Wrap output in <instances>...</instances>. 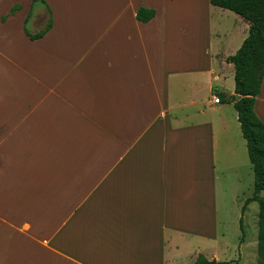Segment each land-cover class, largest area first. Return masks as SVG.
<instances>
[{"label": "crops", "instance_id": "0c3cea01", "mask_svg": "<svg viewBox=\"0 0 264 264\" xmlns=\"http://www.w3.org/2000/svg\"><path fill=\"white\" fill-rule=\"evenodd\" d=\"M117 1L0 0V264H256V236L222 226L251 203L228 61L250 23H217L210 0Z\"/></svg>", "mask_w": 264, "mask_h": 264}, {"label": "trees", "instance_id": "16d2710c", "mask_svg": "<svg viewBox=\"0 0 264 264\" xmlns=\"http://www.w3.org/2000/svg\"><path fill=\"white\" fill-rule=\"evenodd\" d=\"M35 1V0H34ZM210 2L222 8L232 10L242 16L250 23L249 34L243 41L235 54L228 57V61L235 66L236 94L230 97L238 112V120L242 133L247 140L250 161L254 168V191L242 206V213L252 201L259 204L258 220V261L256 264H264V121L255 111L257 96L261 92L264 79V0H210ZM19 5L12 7L14 13ZM156 15L153 8L140 7L137 11V19L143 22L151 20ZM8 15L1 17L5 21ZM29 17V15H28ZM26 18V23L28 20ZM53 26L52 19H49L47 26L33 38L43 37ZM243 232L241 241L244 240L245 228L243 216L240 219ZM195 264H211L205 257L197 260ZM237 264H241L237 261Z\"/></svg>", "mask_w": 264, "mask_h": 264}, {"label": "rangeland", "instance_id": "374dc122", "mask_svg": "<svg viewBox=\"0 0 264 264\" xmlns=\"http://www.w3.org/2000/svg\"><path fill=\"white\" fill-rule=\"evenodd\" d=\"M71 1L74 2L76 7H78L80 5L79 0H71ZM119 2H120V0L117 1L115 6H117L119 4ZM42 7H43V5L41 3H36L33 7V15L39 14L42 10ZM101 7L104 8L103 6H101ZM216 9H219V8H216ZM218 11H220V10H218ZM203 12L205 13L206 9H204ZM225 13L229 14V16L226 17L225 19H223L224 21L218 20L217 23H225L226 26L231 27V28L238 27L237 23L235 22V18L240 17V16L231 10H225ZM81 14H82V18L87 15L83 11H81ZM206 14H207V12H206ZM37 21L39 22L40 19L37 18ZM47 21H48L47 14L44 13V15L42 16L43 26L47 23ZM195 23H197V18L193 17L190 19V23H185V25L191 26V24L193 25ZM19 76H21V77H19ZM19 76L17 79V84H18V81H22V78H23L21 74ZM1 160H2V158H1ZM1 163H3V161H1ZM243 191L245 193L244 198L249 197L253 194V191H254V171H253V169L251 172V178L249 176L246 177V181H245V184L243 187ZM261 194H262V196H264V190L262 191ZM221 208H222L221 213H224L225 211H223V209H225V205L221 206ZM227 208H228V205H226V210H227ZM230 208H231V214L233 217L230 219H226V220L222 221V226L225 229L229 230V233L232 234V236H230V239L232 238L236 244L238 242V238H241L243 235L241 225H240V216H238V214L241 212L240 211L241 208L239 210V206L236 204H231ZM247 215L248 216H246L244 219V228H245V232H246L245 237L250 238V240L252 241L253 237L255 235L256 236V242H257L258 241V220H259V204H258V202L254 201V202L250 203V209H249V212ZM236 233H237V235H236ZM256 247H257V244H256ZM231 253L238 254L239 251H238V249H236V250L232 249ZM231 253H229V254H231ZM244 263L248 264L247 262H244Z\"/></svg>", "mask_w": 264, "mask_h": 264}, {"label": "built area", "instance_id": "2783aa9c", "mask_svg": "<svg viewBox=\"0 0 264 264\" xmlns=\"http://www.w3.org/2000/svg\"><path fill=\"white\" fill-rule=\"evenodd\" d=\"M220 100H221V99H220V97H219L218 95H214V101H215V102L218 103V102H220Z\"/></svg>", "mask_w": 264, "mask_h": 264}, {"label": "water", "instance_id": "95a60500", "mask_svg": "<svg viewBox=\"0 0 264 264\" xmlns=\"http://www.w3.org/2000/svg\"><path fill=\"white\" fill-rule=\"evenodd\" d=\"M213 264H216L215 262H213Z\"/></svg>", "mask_w": 264, "mask_h": 264}]
</instances>
